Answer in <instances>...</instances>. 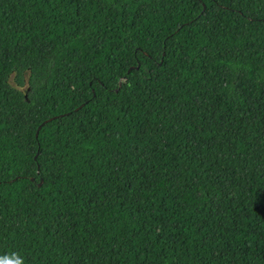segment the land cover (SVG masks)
Instances as JSON below:
<instances>
[{"label": "trees", "instance_id": "trees-1", "mask_svg": "<svg viewBox=\"0 0 264 264\" xmlns=\"http://www.w3.org/2000/svg\"><path fill=\"white\" fill-rule=\"evenodd\" d=\"M18 257L264 264V0H0Z\"/></svg>", "mask_w": 264, "mask_h": 264}, {"label": "clouds", "instance_id": "clouds-1", "mask_svg": "<svg viewBox=\"0 0 264 264\" xmlns=\"http://www.w3.org/2000/svg\"><path fill=\"white\" fill-rule=\"evenodd\" d=\"M15 264H23L22 260L18 257Z\"/></svg>", "mask_w": 264, "mask_h": 264}, {"label": "water", "instance_id": "water-1", "mask_svg": "<svg viewBox=\"0 0 264 264\" xmlns=\"http://www.w3.org/2000/svg\"><path fill=\"white\" fill-rule=\"evenodd\" d=\"M139 66V64L136 66V67H138ZM48 119H50V118H48ZM48 119H46V120H44V121H47ZM39 127V126H38Z\"/></svg>", "mask_w": 264, "mask_h": 264}, {"label": "rangeland", "instance_id": "rangeland-1", "mask_svg": "<svg viewBox=\"0 0 264 264\" xmlns=\"http://www.w3.org/2000/svg\"><path fill=\"white\" fill-rule=\"evenodd\" d=\"M13 82V80H11Z\"/></svg>", "mask_w": 264, "mask_h": 264}]
</instances>
